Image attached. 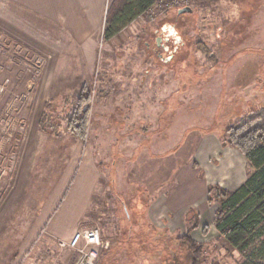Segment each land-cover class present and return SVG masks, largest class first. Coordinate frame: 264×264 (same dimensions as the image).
<instances>
[{"label":"rangeland","instance_id":"374dc122","mask_svg":"<svg viewBox=\"0 0 264 264\" xmlns=\"http://www.w3.org/2000/svg\"><path fill=\"white\" fill-rule=\"evenodd\" d=\"M256 3L194 1L193 12L180 13L177 6L146 11L109 40L100 32L89 62L9 36L0 19V83L12 81L0 97V203L21 167L29 134L36 127L69 131V118L87 96V135L81 140L94 146L103 174L79 229L101 230L99 264L184 261L187 252L177 237L191 223L187 213L171 214L157 204L167 195L196 201L202 216L193 235L204 246L203 264H247L216 230L217 205H208L203 193L205 184L234 190L239 170L232 174L231 166H240L242 180L254 171L223 141L226 129L250 109L264 114V46H259L264 33L246 28ZM170 25L177 31L172 35L179 39L177 52L176 45L169 51L158 47ZM194 164V177L188 174L177 186L180 167L190 170ZM6 229L0 223V264L75 260L73 251L46 234L22 256L21 232Z\"/></svg>","mask_w":264,"mask_h":264},{"label":"crops","instance_id":"0c3cea01","mask_svg":"<svg viewBox=\"0 0 264 264\" xmlns=\"http://www.w3.org/2000/svg\"><path fill=\"white\" fill-rule=\"evenodd\" d=\"M114 1L0 0V19L9 36H25L41 44L49 54L81 56L89 62ZM256 1V14L246 28L260 36L264 33V0ZM259 46H264L263 38L259 39ZM24 152L21 167L0 203V223L7 227L6 232H21L17 246L22 256L40 235L46 234L57 242L72 238L84 221L103 174L94 146L85 145L70 131L55 134L36 127L26 138ZM236 157L240 163L247 160L239 150ZM193 168L195 164L190 170L180 167L177 186L185 184L188 174L194 177ZM235 169L239 170L238 188L246 179L240 177V166H231L232 174ZM206 188L207 184L203 197L207 195ZM187 200L179 195L175 198L167 195L157 204L171 214L187 213L192 207L201 217L196 201ZM153 207L149 212H153ZM196 231L191 235L200 241L193 235ZM134 262L138 263L137 259Z\"/></svg>","mask_w":264,"mask_h":264},{"label":"trees","instance_id":"16d2710c","mask_svg":"<svg viewBox=\"0 0 264 264\" xmlns=\"http://www.w3.org/2000/svg\"><path fill=\"white\" fill-rule=\"evenodd\" d=\"M218 2L222 0H194ZM235 1V0H229ZM154 0H115L107 14L103 36L109 40L143 15ZM88 97H80L69 118L68 129L79 139L87 135V114L84 107ZM47 130V129H45ZM223 141L237 148L248 160L253 172L235 190L220 184L208 187L207 201L216 204L214 226L226 242L247 259V264H264V114L250 109L226 129ZM198 167V164H195ZM194 208L187 209L188 231L177 237L186 250L185 259L177 264H203L204 246L194 239L191 232L200 226V214ZM193 216H189L192 214ZM195 219V221H194ZM193 221V222H192ZM209 227L203 228L208 233Z\"/></svg>","mask_w":264,"mask_h":264},{"label":"built area","instance_id":"2783aa9c","mask_svg":"<svg viewBox=\"0 0 264 264\" xmlns=\"http://www.w3.org/2000/svg\"><path fill=\"white\" fill-rule=\"evenodd\" d=\"M193 2L194 0H154L153 6L147 11L154 12L157 8L168 10L175 6L181 9L191 6ZM2 68L0 65V69ZM11 83L12 81L9 77L0 83V97L8 91ZM7 125H9V122L3 124V129ZM59 245L75 253L73 264H99L105 243L101 230L94 227L78 229L69 241L61 240Z\"/></svg>","mask_w":264,"mask_h":264},{"label":"flooded vegetation","instance_id":"af4514ba","mask_svg":"<svg viewBox=\"0 0 264 264\" xmlns=\"http://www.w3.org/2000/svg\"><path fill=\"white\" fill-rule=\"evenodd\" d=\"M164 30L167 31L166 33V38H165V41L163 42V44H159L161 40V38L158 39V47H159V50H167L169 51L171 49V47H173L174 45L178 44V37H174L172 35H176L177 34V31L176 29L173 28L172 25L170 26H165L163 28ZM149 44V43H148ZM179 50V47L176 45V48L174 50V52H177ZM172 53V56H174L173 52ZM161 57H162V54H159Z\"/></svg>","mask_w":264,"mask_h":264},{"label":"water","instance_id":"95a60500","mask_svg":"<svg viewBox=\"0 0 264 264\" xmlns=\"http://www.w3.org/2000/svg\"><path fill=\"white\" fill-rule=\"evenodd\" d=\"M180 13H188V12H193V8L191 6H187V7H184V8H181L179 10Z\"/></svg>","mask_w":264,"mask_h":264}]
</instances>
